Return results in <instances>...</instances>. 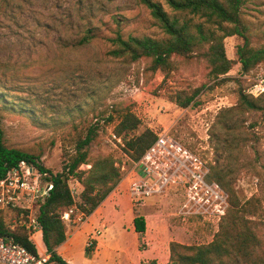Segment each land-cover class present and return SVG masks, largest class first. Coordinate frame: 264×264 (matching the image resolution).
<instances>
[{"label":"rangeland","instance_id":"rangeland-1","mask_svg":"<svg viewBox=\"0 0 264 264\" xmlns=\"http://www.w3.org/2000/svg\"><path fill=\"white\" fill-rule=\"evenodd\" d=\"M158 1L169 11L164 0ZM242 11L243 18L258 32L252 39L254 46H264L260 34L264 29V0H248ZM89 28L96 36L88 44L78 45ZM117 29L124 35H162L149 10L137 0H0V92L11 97L4 100L7 108L2 109L0 117L5 143L39 155L38 163L54 175L63 170L85 128L98 122V134L88 145L89 155H111L120 171L121 165L130 168L132 160L123 142L122 145L112 136L118 122L115 110L129 107L141 121V129L166 130L200 157L209 170L208 178L210 164L215 163L209 141L215 116L221 108L235 104L240 89L249 92L256 79L264 78V62L247 73L236 63L226 74L212 78L204 60L173 57V68L167 77L160 70L150 75L145 70L148 60L126 63L107 54L111 47L107 37L114 36ZM241 43L238 36L224 39L229 59L237 57ZM195 89L199 93L194 106L181 108L172 100L178 91ZM30 108L36 112L29 113ZM108 116L113 117L111 122ZM253 119L251 116L248 123ZM260 123L261 120L257 129L261 128ZM260 133L263 137L256 145L264 150V127ZM226 162L221 160L220 165ZM87 165L91 166V161L81 164L78 170L86 172L90 168ZM256 166L264 174V156ZM234 176L241 201L254 195L264 198L261 177L251 167ZM67 183L75 203L71 209L61 210L66 244H61L57 253L68 264H157L156 259L164 261L170 241L210 242L221 220L180 215L182 189L171 186L160 195L149 197L143 206L152 213V220L156 217L165 222L157 226L148 220L141 241L129 249L127 245H133L134 235L127 231L124 239L117 214L112 220L94 214L83 225L88 216L83 217L76 206L83 187L74 176H69ZM139 209H134L136 215H146ZM1 211L10 229L19 227L14 223V213ZM259 219L263 223L257 253L264 252V210ZM102 220L106 227L101 225ZM97 230L100 235L91 240ZM84 231L91 233L85 235ZM31 239L39 251H44L41 232L31 234ZM114 239L123 241L120 248L112 247L110 242ZM89 241L93 243L88 246ZM152 253L154 258L143 262Z\"/></svg>","mask_w":264,"mask_h":264},{"label":"trees","instance_id":"trees-1","mask_svg":"<svg viewBox=\"0 0 264 264\" xmlns=\"http://www.w3.org/2000/svg\"><path fill=\"white\" fill-rule=\"evenodd\" d=\"M247 1L164 0L169 9L167 11L158 0H137L149 10L162 35L159 37L124 35L117 29L114 36L107 37L111 44L107 54L126 63L148 60L146 72L152 75L160 70L164 73V78L173 68V57L204 60L212 78L226 74L236 63H239L241 70L247 73L264 62V46L255 47L252 40L258 32L242 16V9ZM118 22L120 20H116V23ZM260 34L264 38V29L260 30ZM95 36L96 33L89 28L77 44H88ZM228 36H238L242 39V43L237 47L235 59H229L225 54L223 41ZM198 93L199 89L192 92L178 91L172 100L181 108L194 106ZM6 98L11 97L0 92V117L2 109L7 108L4 101ZM11 104L15 106V103ZM32 111L36 112L30 108L29 113ZM115 111L118 122L114 125L113 132L116 137L121 138L129 158L137 160L154 141L155 134L148 128L141 129V121L129 107ZM251 116L255 119L248 123ZM107 118L110 122L113 120L111 116ZM260 120L261 128L257 129L256 125ZM98 124V122L89 124L84 135L78 137L74 151L68 155L63 170L51 176L53 189L50 196L37 206V220L44 247L50 254L49 263L68 264L57 253V248L66 240L61 210L70 208L75 203L67 183L68 177L74 176L83 187L76 205L83 217L89 216L121 180V173L111 155L100 154L93 158L89 155L88 145L98 134ZM263 127L264 93L253 95L240 89L235 104L223 107L217 112L209 130L215 163L210 164L208 178L218 182L227 193L228 207L210 242L184 244L170 241L168 264L264 263V252L257 253L256 250L260 247L263 222L258 218L263 214L264 198L254 195L241 201L234 184L236 180L234 175L242 169L251 167L258 177H261L264 188L263 171L256 166L264 156L260 144L256 145L263 137L260 133ZM38 158L39 155L9 147L4 141L0 124V178L10 166L20 160L33 161ZM221 160L228 162L220 165ZM90 161L91 166L86 172L78 170L81 164ZM39 168L47 170L42 165H39ZM3 213L0 210V235L12 237L28 250L36 252L31 232L24 227L10 229ZM134 227L141 238L145 231V222L141 215L134 218Z\"/></svg>","mask_w":264,"mask_h":264},{"label":"built area","instance_id":"built-area-1","mask_svg":"<svg viewBox=\"0 0 264 264\" xmlns=\"http://www.w3.org/2000/svg\"><path fill=\"white\" fill-rule=\"evenodd\" d=\"M249 93H264V78L256 79ZM153 133L154 141L137 160H132L131 167L120 166V182H128L131 207L139 209L149 197L176 186L183 193L180 215L218 222L227 210L228 195L217 182L207 178L206 164L166 130ZM112 136L122 144L120 137ZM39 165L37 160H20L0 178V210L14 213L15 225L27 228L32 235L41 232L34 207L53 189L52 174ZM100 233L95 231L91 240ZM92 243L89 241L88 246ZM49 258L45 247L44 251L37 248L32 252L12 237L0 235V264H57L49 263Z\"/></svg>","mask_w":264,"mask_h":264},{"label":"crops","instance_id":"crops-1","mask_svg":"<svg viewBox=\"0 0 264 264\" xmlns=\"http://www.w3.org/2000/svg\"><path fill=\"white\" fill-rule=\"evenodd\" d=\"M127 186H128L127 181L119 182L118 185L110 192V194L101 202V204L88 216L87 220L84 222L83 225H85L94 214H99L101 219H103L102 217L104 216L110 220H112L111 217L113 215L117 214L118 217L116 219L118 220L119 225L121 226L120 231H121V235L124 237V239H126L125 232L127 233V231L131 230L132 234L134 235L133 245L132 246L127 245L128 246L127 248L130 249V247H135L136 244H138L139 241H141V240H140V237L138 236V233L135 231L134 218L137 215L134 213V209L131 207L130 199H129V196L127 193ZM139 210H141L143 213H145L148 216V217H146V215H144V214L141 215L144 219V222H145V231H144V233H145L146 229H147L148 222L150 221V219L152 220L153 215H152V213L147 212L146 207H141ZM152 222L158 226V224L160 222L161 223L165 222V220L164 221H160V220L157 221V219L155 217V219L152 220ZM101 225H104L106 227L105 220L101 221ZM161 226H163V225H161ZM90 233H91L90 231H84L85 235H89ZM69 241H71V238ZM97 243L103 244L104 242L98 241ZM110 243H113L112 247L117 249V248H120V245L123 243V241L118 240V239H114ZM65 244H66L65 242L62 243V245H65ZM164 254H165L164 261L159 262L156 259L157 264H168V247H167ZM152 256H153V253L151 255H149L148 257L145 256L144 257L145 260L143 262H148V260H150L151 258H154ZM148 258H150V259H148Z\"/></svg>","mask_w":264,"mask_h":264}]
</instances>
